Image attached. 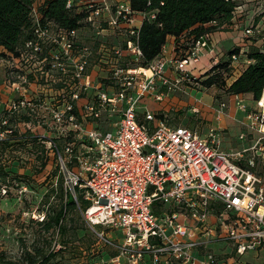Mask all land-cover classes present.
<instances>
[{
    "label": "built area",
    "instance_id": "obj_1",
    "mask_svg": "<svg viewBox=\"0 0 264 264\" xmlns=\"http://www.w3.org/2000/svg\"><path fill=\"white\" fill-rule=\"evenodd\" d=\"M74 1L68 0L67 6L84 4L88 22H106L107 27L96 26L97 34L112 29L126 35L124 47L109 49L112 56L106 61L109 83L105 88L88 70L91 51L85 47L75 60L73 81H67L62 102L51 106L53 122L63 134L67 127L73 131L72 141L63 150L57 148L65 190L77 202L80 193L87 201L84 208L78 205L98 238L116 247L131 264H138L146 254L151 264H216L213 252L199 255L197 251L220 238L231 242L240 255L263 247L264 179L256 164L257 157L264 158V104L259 100L258 111L250 112L246 103L238 102L247 113V126L258 131V136L252 145L235 152L223 148L221 130L215 126L204 134L170 124L142 107L146 98L163 100L162 87H179L189 75L187 66L201 59L205 47L214 52L211 34L199 38L185 57H167L165 46L148 67L124 66L126 55L133 63L143 56L140 26L135 22L138 16L128 1ZM46 31L49 27L41 29L39 24L35 32L40 37ZM258 32L253 27L245 30L248 36ZM56 36L67 57L74 60L71 52L78 30L58 27ZM26 44L37 47L38 41ZM213 58L218 60V54ZM168 66L178 71V77L166 74ZM14 89L20 96L10 101L8 110L30 105L26 88L15 82ZM76 101L81 119L74 113ZM226 107L222 102L219 112ZM115 114L119 119L112 121ZM90 119L106 127H88ZM6 131L0 129V140ZM49 144L56 147L51 140ZM113 229L120 232V240L109 234Z\"/></svg>",
    "mask_w": 264,
    "mask_h": 264
},
{
    "label": "rangeland",
    "instance_id": "obj_2",
    "mask_svg": "<svg viewBox=\"0 0 264 264\" xmlns=\"http://www.w3.org/2000/svg\"><path fill=\"white\" fill-rule=\"evenodd\" d=\"M45 1H34V13H39V8ZM109 1L112 3L114 0ZM250 17L247 25L253 24L251 22L254 16ZM138 19L141 20L140 15ZM244 26H240V36ZM57 29L50 24L49 31L40 37L37 36V47L26 44L21 48L19 57L5 54V49L0 45V129L2 130L3 126L7 127L5 137L39 135L43 138L40 141L45 148L42 157V144L25 143L23 138H20L22 141L13 140L16 144L4 155L3 160L14 175V179L10 180L9 186L0 184V249L21 261L26 250L34 251L38 246L48 253L60 249L47 264H131L127 257L115 249L116 247L103 246L91 234L93 228L84 219L80 207L67 213L70 219L67 233L45 231L44 225L39 222L44 215L42 209L49 205L44 201H50L53 205L61 201L57 181L62 178V173L57 160L51 155L49 142L53 137L59 139L63 131L53 122L51 106L58 101L62 102L64 88H67L68 80L73 81L75 60L78 59L76 57L78 54L74 55V60L67 58L65 48L61 42L56 41ZM98 36L101 40L95 41L92 30L84 27L80 32L79 42L96 49H99L103 39H107L105 41L110 47L114 44L123 45V40H120L112 29H107ZM211 39L214 52L208 53L209 48L205 47L201 59L198 62H190L187 66L194 74V78L182 80L179 87L175 86L172 90L162 87L161 90L165 92L164 99L156 101L146 98L142 102V107L147 106L158 115L163 113L167 121L173 125H186L204 134L210 127L215 126L221 130L223 148L235 152L252 142V132L258 135V131L247 126V113L239 108L238 102L246 103L250 112H257L260 106L251 96L237 98L219 86L208 88L202 84V80L207 77V74L202 73L214 64V54L223 55L234 44L226 37L222 39L220 31L212 33ZM182 53L179 51L177 57ZM107 71L102 66L95 74L103 84H107L105 82L108 77ZM166 74L172 79L178 77V71L171 66L167 67ZM15 82L26 88L25 93L30 105L8 110L10 101L17 100L20 96L14 89ZM83 102L84 99H81L80 104ZM222 102H225L227 107L220 113ZM195 108H198V111H195ZM118 119L119 114L111 118L112 121ZM91 124L106 127L100 121ZM242 134L244 138L240 137ZM60 140L64 144L65 139ZM260 158L263 164H260L258 170L264 179V158L262 156ZM43 162H47V165L42 169ZM52 186L56 191H51ZM3 189L7 190L6 194ZM64 191L66 193L65 187ZM109 234L117 241L121 239L118 237L120 232L114 229L109 231ZM214 243L221 241H212L209 246L210 252H214ZM248 252L240 255L242 261L248 262ZM150 257V254H146L147 261H150Z\"/></svg>",
    "mask_w": 264,
    "mask_h": 264
},
{
    "label": "trees",
    "instance_id": "obj_3",
    "mask_svg": "<svg viewBox=\"0 0 264 264\" xmlns=\"http://www.w3.org/2000/svg\"><path fill=\"white\" fill-rule=\"evenodd\" d=\"M34 1L35 0H0V45L5 49V54L9 53L11 56L19 57L22 52L21 48L24 47L28 41H34L37 38L35 31L39 24L41 25V29L53 24L57 28L78 30V37L76 38L71 54H78L76 57L80 58L83 49L87 47L91 51V53L88 54L89 71L96 74L102 66L109 70V63L106 62L110 60L112 56L109 49L115 46L124 47L126 35L120 33V31H115L120 40H123V45L114 44L110 47L107 45V41H105L107 39H103L99 49H96L90 45L79 42L80 32L84 27H88L94 34V40H101L100 36H98L100 34L96 32V26L99 25L100 28H104L107 27V24L105 21H99L96 25L88 22L86 18L88 13L84 4L79 6L74 3L71 7H68V0H46L39 8V13L36 14L34 13L33 7ZM127 1L136 12L135 15H140L142 20L139 28V46L143 56L139 61L133 63L132 57L126 55L122 60V65L135 67H148L159 57L164 51L169 36L175 37V57H185L199 38L207 33L212 35L213 31L220 26L232 24L239 6V0ZM74 2H77V0ZM142 13H146V16ZM152 14H155L154 18ZM248 27L257 29L252 24ZM246 28L244 30H246ZM261 33L260 31L253 36H248L244 31L243 40H245V44L232 47L223 55L218 54V60H214L213 58L215 61L214 64L202 73L207 74V77L202 80V84L208 88L219 86L230 95L250 94L252 98L258 102L264 93V48L257 46L254 40H256V37L261 36ZM211 35L209 41L212 42ZM179 51L183 53L177 57ZM234 55L236 58L233 57ZM248 60L251 61L248 62ZM107 72L109 74V71ZM194 77V74L189 72L186 79H192ZM96 80L104 88L109 83V79L105 80L107 84L101 83L97 78ZM74 113L81 119L77 101L74 104ZM156 117L167 120L163 113L159 115L156 114ZM90 120L91 121L87 123L88 127H99L98 124H91L96 121ZM2 130H7V127L3 126ZM72 134L73 131L67 127V134L59 135V139L55 137L51 139L56 145V147H50L51 155L57 160V164H59L57 148L63 150L66 144L72 141ZM17 138V136H7L0 140L1 186H3V184L9 186L10 180L14 179V175H12V172L8 169L3 160L7 151L16 144V141L13 140L22 141L20 138H23L25 143L31 142L32 144L38 145L42 144L40 140L43 139L40 138L39 135L34 134H23L18 139ZM60 139H65L64 144L61 143L62 140ZM41 147L43 157L45 151L44 144H42ZM260 159V156L257 157L256 164V170L259 174L258 168L260 164H263ZM42 165L43 167L41 168L43 169L47 165V162H43ZM57 185L61 191V201L56 205H53L50 201H44V203H48L49 205L42 209L44 215L39 222L44 225L45 231L64 234L69 231L70 219L67 213L79 208L78 204H80L82 208L86 207L87 201L82 198L81 193L80 201H78L79 203L70 193H65L63 176L61 179H58ZM53 187L54 186L51 188L52 192L56 191ZM91 234L101 242L103 246L115 248L107 242L100 240L94 230ZM69 238L71 239V237ZM71 240L67 239V241ZM202 248L204 247H200L198 250ZM115 249L117 250V248ZM204 249L208 250L209 247ZM59 250L48 253L38 246L34 248V251L26 250L25 257L21 261L14 259L6 251L0 249V264H47L50 258L56 256Z\"/></svg>",
    "mask_w": 264,
    "mask_h": 264
},
{
    "label": "crops",
    "instance_id": "obj_4",
    "mask_svg": "<svg viewBox=\"0 0 264 264\" xmlns=\"http://www.w3.org/2000/svg\"><path fill=\"white\" fill-rule=\"evenodd\" d=\"M251 15L254 16V19L251 22L253 23L252 25L260 29V31L262 32L261 36L256 37V40H254L255 44L259 47L264 48V0H239V6L237 8L236 15L233 18V23L230 25L220 26L219 28L214 30L213 33L220 31V37L222 39L226 37L233 41L234 44L232 47H235L238 45H244L245 44V40H243V35L245 31L244 29L249 26L247 24L249 23L248 21L251 18L250 17ZM135 22H136V26L138 27L141 26V23H142L141 20L136 19ZM241 25H245L241 33L242 36H240V32H241L240 26ZM228 51H226V53ZM165 53L166 55H168L167 57L169 58L175 57L176 52H175V37L174 36L168 37V42L166 44ZM208 53H210V51ZM234 96L238 98L239 96L249 97L251 95L250 94H240V95H234ZM257 136H258L257 133L252 132V136H251L252 142L244 147L246 148L252 145L255 142L254 139ZM210 221L211 222L215 221V217L213 215L210 216ZM215 241H221V243H214L213 245V249H214L215 256H216V264H264V246L256 249L255 251L253 250L249 251L248 259H247L248 262H244L241 260L240 254L236 252V249L234 248L231 242L223 238H220V240H215ZM209 249L207 250V249L202 248L198 250L197 253L199 255H203L206 251H209ZM141 264H151V257H150V261H147L146 256H145Z\"/></svg>",
    "mask_w": 264,
    "mask_h": 264
},
{
    "label": "bare ground",
    "instance_id": "obj_5",
    "mask_svg": "<svg viewBox=\"0 0 264 264\" xmlns=\"http://www.w3.org/2000/svg\"><path fill=\"white\" fill-rule=\"evenodd\" d=\"M261 102H262V104H264V93H263V96L261 98Z\"/></svg>",
    "mask_w": 264,
    "mask_h": 264
}]
</instances>
